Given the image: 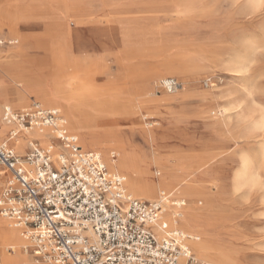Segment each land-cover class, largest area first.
Returning a JSON list of instances; mask_svg holds the SVG:
<instances>
[{"label": "rangeland", "instance_id": "rangeland-1", "mask_svg": "<svg viewBox=\"0 0 264 264\" xmlns=\"http://www.w3.org/2000/svg\"><path fill=\"white\" fill-rule=\"evenodd\" d=\"M29 1L36 2L32 4L33 12L23 14L22 18L21 6ZM69 3L92 11L102 20L99 36L102 46L87 43L84 32L83 39L77 41L79 45L52 41L51 21H58L62 29L79 28L78 22L65 11ZM243 4V1L234 4L233 0H27L20 3V10L16 8L18 5L0 4V23L5 24L0 29L3 43L0 45V123L5 107L21 112L37 103L47 109L58 108L67 127L65 105L77 104L72 98L69 77L65 76L72 70L67 64V73L52 70L55 65L52 58L56 57L47 52L61 49L75 57L86 54L95 58L96 61L82 63V68L87 70L80 78L86 79L87 85L98 94L95 98L88 95L80 112L85 109L98 115L99 112L86 106L98 98L117 101L118 106L129 103L138 112L135 123L115 125L128 144L142 150L151 162L145 168L148 180L157 182L160 175L156 173L164 174L166 163L174 164L178 155L190 157L194 162L192 171L187 170L180 177L187 183L200 181L201 195L190 199L173 190L169 198L184 201L205 218L218 212L224 220L218 245L230 250L233 260L230 264H264V161L253 162L251 180L246 186L235 188L233 178L241 166L240 155L259 153L264 148V129H254L248 118L238 119L235 113L249 109L264 112V4L255 14L243 12ZM122 13L126 16L122 17ZM108 18L111 22L106 23ZM10 25L17 29V35L11 33ZM241 41L247 46L245 51L236 48ZM17 46L22 51L15 54L13 50ZM224 46L228 48L221 52V60L200 61L186 55L189 48ZM117 54L122 57L119 61L114 59ZM11 60L30 72L32 81L18 83L5 67ZM233 62L241 63L227 66ZM241 64L247 67L239 73ZM171 78L180 85L177 92L169 94L157 87L158 82ZM71 81L75 88L77 82ZM16 91L24 96L21 105H16L12 96ZM41 93L49 95L47 104L42 102ZM231 101L240 103L241 108L231 109L227 105ZM101 110L112 111L111 107ZM6 126L11 130L16 125ZM108 126L103 123L99 128ZM142 131L152 139L142 140ZM4 141L0 139V143ZM52 143L59 147L57 140L53 139ZM37 145L42 147L38 141ZM29 150L15 152L25 155ZM6 177L0 169V191ZM158 193L159 190L155 198ZM182 228L193 238L197 235L204 238L198 232L189 233ZM20 246L14 251L23 256L25 250ZM27 253L26 257L33 262L35 258L30 250ZM192 254L201 262L213 264L195 251Z\"/></svg>", "mask_w": 264, "mask_h": 264}, {"label": "built area", "instance_id": "built-area-1", "mask_svg": "<svg viewBox=\"0 0 264 264\" xmlns=\"http://www.w3.org/2000/svg\"><path fill=\"white\" fill-rule=\"evenodd\" d=\"M3 44V43H1ZM0 44V45H1ZM169 94L174 78L158 82ZM7 124L49 128L62 150L35 143L19 155L0 144V169L7 177L0 191V216L22 230L31 255L43 264H207L188 249L192 237L168 230V197L135 199L122 177L110 173L99 154L82 151L64 129L56 109L32 104L23 112L2 111ZM112 159H114L112 155ZM184 201H179L182 207ZM178 218V217H176Z\"/></svg>", "mask_w": 264, "mask_h": 264}, {"label": "bare ground", "instance_id": "bare-ground-1", "mask_svg": "<svg viewBox=\"0 0 264 264\" xmlns=\"http://www.w3.org/2000/svg\"><path fill=\"white\" fill-rule=\"evenodd\" d=\"M26 1L27 0H0V4L9 7L12 5H18L16 8L20 10V3H24ZM240 1L244 2L243 12H248V14L257 13L260 7L262 6V0H233V3L236 4ZM32 4H36V2H32ZM32 4L30 1L29 3H26L24 5L22 4V11L20 10L19 12L20 14L22 13V18L24 17L23 14H25V16L28 14L31 15L34 8ZM49 6L51 7V5ZM65 11L69 16L72 17V19L78 22L79 28H76L74 31L68 30L67 28L62 29L61 24L58 21H51V39H54L52 40L53 42L60 43L65 41L70 43L73 42L79 45L80 43H78L77 41H79L78 39L81 38V33L84 32L86 33V36L88 38L87 43L91 42L95 46H102V43L100 42L101 39H99V36L102 33L101 19L95 17L92 11H88L86 8L79 7L78 5L72 3H69V5H67ZM15 12L17 13V11ZM122 14V17H124V15L126 16V14ZM112 15H114V13ZM105 21L106 23L111 22L110 18ZM3 26H5V24L0 23V29ZM81 28H84V31H81ZM9 30H11V33H13L14 35H17V33H15L17 32V29L15 30L12 25L9 26ZM1 43L2 42H0V44ZM10 43L13 42L10 41ZM227 48L228 47L226 46H224L223 48H206L204 50L189 48L188 50H186V55L187 57L189 56L194 57L196 59H200V61H206L207 58L221 60V58H223L221 52H224V50H226ZM236 48L237 50L245 51L247 49V46H245L244 41H241L236 45ZM14 49L15 50H13V52L15 54H18L22 51V49H19L18 46ZM47 53L51 54L52 57H56L52 58L55 62L54 68L52 70H56V72L58 71L59 73L61 71L63 73H67L65 70L66 64L67 67L71 68L72 70L71 74L67 73L65 76L69 77L68 84L70 85V88L72 90V98L76 101L77 104L65 105L64 110H61L65 112V117L68 121V125L67 127L65 125L64 129L68 128L67 131H70L69 133H75L77 139H80V143L78 142L79 147H81V149H93L94 152L99 154L101 159H103L104 163L108 165V171L110 173L117 174L122 177L124 181L125 191L132 198L138 200L143 199L147 201H154L159 195H161V193L168 197L164 207V221L168 224V230L173 231L174 229L178 228L180 231L183 230L182 232L184 233V229L182 228L184 226V228L188 230L185 232H198L204 236V238L200 239V237L197 235L194 238L192 237V240L188 242V245L190 247L188 249L191 251V253L192 251H195L199 256L210 259L213 264H230L233 261L230 254V250H228L227 248H220V244L218 245L220 241L218 240V238L222 235L219 229L224 224V220L219 217L218 212L215 211L211 213V218H205L198 214L194 207L192 208L190 206H186V203H184L185 205H183L182 207H178L180 200H171L169 198V196L173 195L171 194L173 190L177 191L178 194L182 197L190 199L195 196L201 195L202 183L200 181L195 180L192 183H187L183 182V179L180 177V175H183V173L187 170L191 169L192 171V165L194 163L192 159H189L190 157L188 156L178 155L175 158L177 160L174 161V164L166 163L164 168V174L161 175L158 172L156 173V175H160L157 179V182L148 180V173L145 168H147V166L151 162L146 159L142 150H136L133 145L128 144V140L125 139V136H123L121 131L115 125L119 123L134 124L136 120L135 116L138 112L132 110L131 105L129 106V103L126 105L127 102L123 105L119 104L118 106L117 101L113 102L109 101V99L99 100V98L93 104L86 105L90 108V110L99 112L98 115L91 114L89 111H85V109L83 110V112H80L83 109V103L87 102L86 97H88L89 95V97L95 98V95L98 94L96 89L90 88L87 85L88 82L86 81V79L83 80L80 78L82 74H86L87 70H84L82 68V63L91 60L96 61V59L90 56L88 57L86 56V54L78 55L75 57L71 54L69 55L65 50L63 51L61 49L53 52L48 51ZM128 55L129 54H126L125 56L128 57ZM121 58L122 57L120 56V54L114 56V59L117 61H119ZM240 63H228L227 66H230L232 64L240 65ZM5 67L7 68L8 72H10V75L15 77V79L19 81L18 83H21L23 81L24 83L25 81L29 82L32 81L31 79L34 78L33 75L30 74V72L28 73L26 69H24L20 64L14 63L12 60L10 63L6 64ZM246 67L247 66H245L244 64H241L240 69L238 68L237 71L241 73L242 70L246 69ZM171 74L174 73L171 72ZM2 75H4V73ZM71 80H74L75 83H78H76L75 88L72 86ZM14 84L15 86L17 85L16 83ZM19 86L22 87V85ZM19 86L17 85V87ZM12 96H14L16 105H21L24 101V96L17 91ZM39 96H41L42 102L47 104L49 95L41 93V95L39 94ZM50 101H48V103H50ZM227 105H229V107L233 110L241 108L240 103H236L234 101L228 102ZM80 107L82 109H80ZM104 107H111L112 111L105 113V110H101ZM28 109H30V107L22 109L21 112L26 111ZM226 110L227 107L225 111ZM235 113L238 119L244 120V118H248L250 124H252L254 129L261 131L264 129V112L260 113L255 109H249L247 112H242L241 110ZM103 123H108L109 126L102 129L99 128L100 126H102ZM6 125L7 123H4V120H2L0 123V139L5 140L4 142L6 144L8 143L9 147L11 149H14L15 151L22 153L25 151L26 148H30L32 145H34L35 142L37 144V141L42 147H46L51 144L55 148V150L60 151V146L58 147L54 143H52L54 135L52 134L51 130H49V128L47 129L41 127H31V129H24L21 126L18 127L16 125L13 129L9 130ZM94 128L95 130L100 129L101 132H99L100 130L95 131ZM46 129L48 131H45ZM140 136L141 139L144 141L152 139L151 135L148 134L146 131L140 132ZM112 155L114 159H112ZM258 159L264 161L263 147L259 153L251 154L249 152H246L245 154H242L238 157L241 166L239 168V171L233 177L235 188L238 189L241 186H246V184L251 180L252 164L255 160ZM152 161L154 162V159ZM157 190H159V193L155 198L154 196L157 193ZM19 245H21L20 248H23V250H25L23 251V256L19 255L18 251H14V249L19 247ZM29 247H31V243L24 237H22L21 231L18 228L15 229L12 222H8L0 218V264H43L42 262L38 261L33 255L32 256L35 258L33 262L28 259L29 257H26V255L28 254L27 252H29ZM184 261L185 260L181 258L178 260L177 264H184Z\"/></svg>", "mask_w": 264, "mask_h": 264}, {"label": "crops", "instance_id": "crops-1", "mask_svg": "<svg viewBox=\"0 0 264 264\" xmlns=\"http://www.w3.org/2000/svg\"><path fill=\"white\" fill-rule=\"evenodd\" d=\"M42 107V106H41ZM44 108V107H43ZM45 109H47V108H45ZM48 109H56V108H49L48 107ZM56 110H58V109H56ZM59 111V110H58ZM60 112V111H59ZM61 113V112H60ZM53 140V139H52ZM1 144V143H0ZM29 152V151H28ZM17 153V152H16ZM18 154V153H17ZM161 194H163V193H161ZM175 200V199H174ZM4 219V218H3ZM15 229L16 228H18V227H14ZM21 232H22V230L20 229V228H18ZM30 250V254H31V249H29Z\"/></svg>", "mask_w": 264, "mask_h": 264}, {"label": "snow or ice", "instance_id": "snow-or-ice-1", "mask_svg": "<svg viewBox=\"0 0 264 264\" xmlns=\"http://www.w3.org/2000/svg\"><path fill=\"white\" fill-rule=\"evenodd\" d=\"M262 4H264V0H262ZM250 6H252V5H250Z\"/></svg>", "mask_w": 264, "mask_h": 264}]
</instances>
